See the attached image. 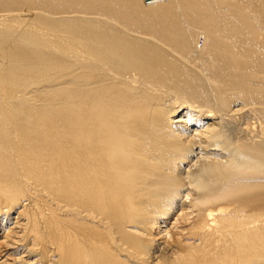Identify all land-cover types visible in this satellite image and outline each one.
Masks as SVG:
<instances>
[{"label":"bare ground","instance_id":"1","mask_svg":"<svg viewBox=\"0 0 264 264\" xmlns=\"http://www.w3.org/2000/svg\"><path fill=\"white\" fill-rule=\"evenodd\" d=\"M0 264H264V0H0Z\"/></svg>","mask_w":264,"mask_h":264},{"label":"rangeland","instance_id":"2","mask_svg":"<svg viewBox=\"0 0 264 264\" xmlns=\"http://www.w3.org/2000/svg\"><path fill=\"white\" fill-rule=\"evenodd\" d=\"M200 39H198V44L200 45L202 43V36H199Z\"/></svg>","mask_w":264,"mask_h":264}]
</instances>
